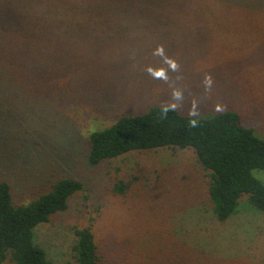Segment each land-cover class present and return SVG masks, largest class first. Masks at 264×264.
Wrapping results in <instances>:
<instances>
[{
	"label": "rangeland",
	"instance_id": "obj_1",
	"mask_svg": "<svg viewBox=\"0 0 264 264\" xmlns=\"http://www.w3.org/2000/svg\"><path fill=\"white\" fill-rule=\"evenodd\" d=\"M158 45L180 65L170 82L145 70L162 64ZM173 87L180 112L193 99L201 116L233 110L264 138V3L0 0V180L19 204L64 177L85 184L34 228L54 264H76V229L90 224L101 264H264V212L245 193L220 221L193 148L90 161L93 131L170 103Z\"/></svg>",
	"mask_w": 264,
	"mask_h": 264
},
{
	"label": "trees",
	"instance_id": "obj_2",
	"mask_svg": "<svg viewBox=\"0 0 264 264\" xmlns=\"http://www.w3.org/2000/svg\"><path fill=\"white\" fill-rule=\"evenodd\" d=\"M76 11V7L67 8L69 15ZM192 119L197 121L195 127L190 124ZM90 143L89 159L93 163L133 150L193 148L209 176V194L220 221L236 211L245 193L248 202L264 212V182L253 174L255 168L264 169V138L243 126L236 111L193 117L179 110L163 115L162 106H154L144 113L122 115L105 129L93 131ZM84 185L82 180L64 177L50 191L19 204L13 200L10 183L0 180V264L9 256L16 264H54L35 242L34 228L66 210L69 198ZM124 188L123 183L118 185V189ZM76 233V264H101L92 225L77 228Z\"/></svg>",
	"mask_w": 264,
	"mask_h": 264
},
{
	"label": "clouds",
	"instance_id": "obj_3",
	"mask_svg": "<svg viewBox=\"0 0 264 264\" xmlns=\"http://www.w3.org/2000/svg\"><path fill=\"white\" fill-rule=\"evenodd\" d=\"M153 55L161 57L162 59V64L159 67H153L151 65L146 67V72L153 78V79H159L163 80L165 82H170V77L168 75L169 71L171 72H178L180 65L179 63L173 59L172 57L168 56L165 52V49L163 45H158L154 50H153ZM165 65L167 67H165ZM179 79V77H177ZM202 84L204 87L205 92L210 93L214 80L213 77L210 73H206L203 76ZM171 97L172 101L170 103H167L162 106V114L167 115V113L171 111H175L178 109V107L182 106V102L184 100L183 96V90L173 87V90L171 92ZM215 108L217 111H221L223 108L222 104H216ZM189 115L190 116H197L198 115V103L195 99L192 100V106L189 110ZM191 126L195 127L197 125L196 119L190 120Z\"/></svg>",
	"mask_w": 264,
	"mask_h": 264
}]
</instances>
